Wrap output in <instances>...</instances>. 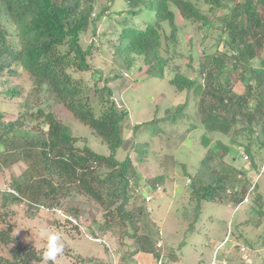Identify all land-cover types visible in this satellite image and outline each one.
<instances>
[{"label":"rangeland","instance_id":"obj_1","mask_svg":"<svg viewBox=\"0 0 264 264\" xmlns=\"http://www.w3.org/2000/svg\"><path fill=\"white\" fill-rule=\"evenodd\" d=\"M109 1L96 0V14L102 11L103 15L97 20L96 26L91 24L89 30L83 34V42L85 45L91 42L103 45L101 50L96 49L90 58L94 69L103 71V79L99 86H103L104 79L107 77L120 74L119 79L110 82L114 90L112 98L116 101L118 109L128 110L129 115L123 123L124 144L117 151L116 157L124 160L128 155L131 156L134 160L133 164L140 172L138 181L141 182H137L140 196L137 202L145 207L142 220L144 225L148 224L147 234L150 236V241L154 243L161 240L164 244V253L161 257L163 264H197L201 259H211L215 253L220 257L225 256L230 264H264V213L260 219L259 213L255 212V209L258 210L255 204L259 206L260 202H263L264 207V170L259 178L261 186L256 191L262 195L260 202L255 195L251 202L235 209L230 204L226 189L232 186L234 170L242 166L240 154L236 153L231 157L227 155L224 159L220 156L222 150L214 151L210 146L206 147L203 144L202 135L206 132L205 129L199 127L191 130L192 125L195 124L192 117L198 118V95L191 90L187 96L186 90L178 91L170 83L176 71L194 76L202 69V65H207L210 69L213 57L223 58L227 70L232 67L230 54L222 53L224 49L222 37L225 39L222 27L225 19L231 15L232 8L237 3L243 4L246 0H226L227 7L222 9H212L209 4L201 2L203 12L209 17L207 23L203 20L196 22L185 20L173 7L178 13L179 43L174 53L171 51L166 53L171 57V63L163 78L147 73L148 66L142 59L137 60L135 70H125L126 68L119 65L120 61L115 59L117 56L114 57V48L108 42V39L118 41V34L124 26L133 24L136 28H145L148 23H154L155 11L143 7L140 12L130 16L127 14L130 5L126 0H111V3ZM105 5L109 7L104 12ZM260 11L264 15V9L261 8ZM6 25L9 28L12 27L10 21H6ZM163 25L169 34V22L165 21ZM166 43L167 41L164 40L163 54ZM232 51L234 50L230 53L235 55L236 52ZM241 62L243 63L242 60ZM242 63L240 65L245 67L246 65ZM252 64L260 67V59L254 58ZM13 67L20 70L12 75L7 71L0 74L1 127L4 126L3 122L20 119L22 126L15 128L16 131L19 134L25 133L29 140H35L36 134L47 135L49 129H44V126L48 124L45 116L51 111L79 139L75 144L77 150H82L88 145L99 154L111 153L109 145L103 142L90 126L68 110L59 99H56L52 92L46 88L41 90L35 88L29 73L18 65H13L12 69ZM242 67H238L230 76L234 90L239 94L246 92V86L240 74L243 71ZM246 69L248 71V65ZM75 75L87 83V89H90L88 92L91 96V105L99 116L110 105L95 93L97 79L95 72L90 70L78 72ZM251 78L255 86L253 88L255 101L261 98L263 93L259 89L256 90V77ZM10 90L16 91L10 94ZM186 97L188 98L187 106L179 110L177 122L170 123L164 120L163 118L174 112L176 107L186 100ZM247 123L248 121L240 116L238 124L228 135L217 132L207 134L212 138V142L219 139L236 148L249 144L255 161L260 164L262 160L264 162V149L246 129ZM135 127H138L136 132H134ZM0 145L2 149L6 147L5 143ZM8 151L10 152L7 156L0 151V191H5L8 187L14 188L13 178L27 177V181L33 183L38 176L46 174L41 171L44 165L38 146L32 147L29 151L31 154H27L23 147L8 149ZM3 159L9 162L5 165L2 162ZM14 159L15 161H12ZM233 166H236L234 170ZM103 169L107 171V167ZM224 172L229 176V180L225 181L227 188H224L225 186L221 183L214 184L218 174ZM160 175L164 177L159 181L151 180ZM55 179V183L58 184V179ZM197 179L203 186L212 183L219 189L217 190L218 199L203 200L199 219L193 224L196 217L195 209L198 210V205L191 183ZM146 181L155 186L161 185L163 191H157L155 186V188H149L145 185ZM62 190L65 194L58 196L57 200L61 202L59 207L64 210L66 216L56 212L52 214V211L44 209L33 213L28 210L26 203L13 202L12 207L8 208L9 214L6 215L8 219L5 226L13 227L14 236H17L24 245H30L38 251H45L46 248V240L40 235L42 230L47 229L60 234L65 247L63 255L58 257L56 264H127L129 251L141 247L140 241L134 243L138 235L135 234L132 237L131 246L129 237H123L126 242L120 243L117 242L120 236L105 231H99L105 235L103 237L100 235L105 242L90 238L89 233L94 229V221L102 220V207L92 197L72 186L65 185ZM148 193L152 194L153 199L146 202L145 197ZM33 201L35 200L29 199L24 202ZM56 202L53 205H58ZM137 205L136 202H132L130 208H136ZM1 207L3 206L0 196V213ZM75 213L80 217L78 222L82 227L81 230L80 227L77 229L65 222L67 216ZM258 221L259 224H256L255 222ZM1 227L3 223L0 219ZM221 242L224 244L218 248ZM13 248L14 243L9 245L0 243V264H4V260L11 257Z\"/></svg>","mask_w":264,"mask_h":264},{"label":"trees","instance_id":"obj_2","mask_svg":"<svg viewBox=\"0 0 264 264\" xmlns=\"http://www.w3.org/2000/svg\"><path fill=\"white\" fill-rule=\"evenodd\" d=\"M126 1L130 5L127 10L128 15L136 14L145 7L155 11L156 19L154 23H148L145 28H136L133 24L124 26L118 34V41L108 39L114 48V57L117 56L115 59L120 61L119 65L128 71L135 70L137 60L142 59L148 66L146 72L159 78L165 76L171 63V57L166 53L169 51L174 53L179 43L180 27L175 8L185 20L194 22L203 20L207 23L209 17L203 12L201 2L209 4L212 9L227 7L226 0ZM109 2L111 3V0ZM108 7L109 5L104 6V12ZM261 8L264 9V0H246L243 4L237 3L232 8L231 15L225 19L222 27L225 36V39L222 37L224 46L222 53L230 54L232 58V67L229 70L226 69L223 58L213 57L210 69L207 65H202V69L194 76L176 71L170 79V83L176 90H186L187 96L193 90L198 95V118L192 117L195 124L192 125L191 130L199 127L205 129L202 142L206 147L210 146L214 151L222 150L220 156L224 159L227 155L231 157L238 154V148L249 154L250 161L242 162V166L237 170L236 166H233V170L235 169L231 186L233 191L229 197L235 209L242 203L245 191H249L253 185V196L256 195L260 202L262 195L256 192L261 186L257 179L258 164L254 160L249 144L236 148L219 139L213 143L207 133L217 132L228 135L238 124L240 116L248 121L246 129L250 132L253 126L264 131V15L260 11ZM94 15L97 17H93ZM102 15V11L96 14V0H0V74L5 71L11 75L15 74L20 69L17 67L12 69V66H20L30 74L35 88L39 90L46 88L52 92L56 99H59L80 121L90 126L111 150L109 155L99 154L88 145L82 150H77L75 144L79 139L51 111L45 116V120L47 119L50 125L47 135L36 134L35 140H29L25 133L19 134L16 131L15 128L22 126L20 119L3 122L4 126H0V144L5 143L6 147L2 149L0 145L1 153L7 156L10 152L8 149L23 147L27 154H31L29 151L32 147L38 146L44 165L41 171L46 172L34 179L33 183L28 182L27 177L13 178L14 188L18 194L8 190L0 191L3 206L0 213L3 223V227L0 228V243L4 245L14 243L12 255L4 260V264H45L44 250L38 251L30 245H24L17 236H14L13 227L5 226L8 219L6 215L9 214L8 208L12 207L13 202L26 203L28 210L33 213L43 210L40 205L47 202L49 205H45L51 208L60 206L61 202L57 199L58 196L65 194L62 193V187L65 185L89 195L102 207V220L94 221V229L89 233L93 237H100V235L103 237L105 235L99 231H105L120 236V240L117 239L120 243L126 242L123 237H129L130 245L133 242L132 237L137 234L138 237L134 243L140 241V246L153 245L147 234L148 224L144 225L142 220L145 207L137 202L140 196L139 183H137L141 182L138 181L140 172L133 164L134 160L131 156L128 155L124 160L116 157L117 151L124 144L123 123L129 115L128 110L118 109L116 101L112 98L114 90L110 82L119 79L120 74L107 77L104 79L103 86H99L103 79V71L94 69L90 58L94 51L98 48L101 50L103 45L94 42L85 45L83 42V34L89 30L91 24L96 26L97 20ZM6 21H10L11 28L7 27ZM165 21H168L170 25L169 34L163 25ZM164 40L167 43L163 54ZM231 50L236 52L235 55L230 53ZM254 58L260 59V67L252 64ZM241 63L248 65L249 73L246 66L242 67ZM238 67L243 68L240 74L246 86L244 94L234 90L233 80L230 79L231 74ZM90 70L95 72V78H97L95 93L110 105L99 116L91 105V96L88 92L90 89H87V83L75 75V73ZM251 77H256V90L259 89L263 93L262 97L255 101V89H253L255 86L252 84ZM14 91L16 90H10L9 93L14 94ZM187 103L186 97V100L179 104L174 112L163 119L176 123L179 119L177 117L179 110L185 108ZM137 128L135 127L134 132ZM211 143L213 144L210 145ZM261 143L264 144L263 141ZM2 162L6 165L9 161L6 162L3 159ZM105 167L107 171H104ZM28 177L31 176L28 175ZM163 177V175L155 176L151 180L159 181ZM213 177L215 178L216 175ZM55 178L58 179V184L55 183ZM215 179L214 184L225 185L229 176L224 172L218 174ZM191 184L198 205V210L195 209L196 217L193 222L195 224L199 219L203 200L218 199L219 188L212 183L203 186L198 179L193 180ZM239 184H241L239 190H236L235 186ZM145 185L149 188L157 186L148 181ZM27 198L35 201L24 202L29 200ZM41 201L44 203H40ZM55 202L58 205H53ZM132 202L138 204L136 208H130ZM255 207L258 208L255 212L259 213L261 219L264 213L263 202H260L259 206L255 204ZM51 213L55 214L54 211ZM73 215L77 221L80 220L76 213ZM65 222L77 229L81 227L79 222L73 224L69 219H65ZM255 223L259 224V221ZM140 248L129 251V254H134ZM161 255L162 253L155 251L157 261Z\"/></svg>","mask_w":264,"mask_h":264},{"label":"clouds","instance_id":"obj_3","mask_svg":"<svg viewBox=\"0 0 264 264\" xmlns=\"http://www.w3.org/2000/svg\"><path fill=\"white\" fill-rule=\"evenodd\" d=\"M251 134H252V136H253V138L254 139H256V140H258L260 143H261V141H263L264 142V131H262L261 129H259L257 126H253V129H252V132H251ZM261 145H262V147H263V149H264V144H262L261 143ZM238 151H239V153L238 154H240V157H241V159H242V162H244V163H247L248 161H250V157H249V154L245 151V150H243V149H239L238 148ZM248 155V158L247 159H245V157H244V155ZM255 160V159H254ZM258 164V168H259V173H258V176H257V179L259 180V178H260V176H261V173H262V171L264 170V162H263V160L260 162V164L259 163H257ZM239 188V187H238ZM9 192H11V193H14V194H18V192L15 190V188H12V187H8V189H7ZM12 190H14V191H12ZM156 190L157 191H159V192H162L163 191V189H162V186L161 185H157L156 186ZM237 190V189H236ZM239 190V189H238ZM232 188H230V189H228V193L230 194V193H232ZM253 194H254V192H253V190L252 191H245V194H244V198H243V201H242V203L237 207V208H239L241 205H243V204H246V203H248L251 199H252V197H253ZM148 196H151V199L150 200H148L147 199V197ZM246 196H248V198H249V200L246 202L245 201V197ZM153 199V196H152V194H150V193H148L147 195H146V197H145V201L146 202H149V201H151ZM231 202V201H230ZM231 205H232V203H231ZM40 207H41V209H44V210H46V211H54V212H56V213H58V214H60V215H64V216H66V214H61V213H59L56 209L57 208H61V207H59V206H57V207H54V208H51V207H48L47 205H44V204H42V205H40ZM236 208V209H237ZM70 216V217H69ZM69 216H67L65 219H69L73 224H77L78 223V221H77V218L74 216V215H69ZM82 229V227H80V230ZM40 235H41V238L42 239H45L46 240V248H45V251H44V253H43V261L45 262V264H56V261H57V259H58V257H60V256H62L63 255V253H64V247H65V245H64V241H63V238H62V236L60 235V234H58V233H55V232H51V231H49V230H47V229H45V230H42L41 231V233H40ZM90 238H92V239H95V240H97V241H99V242H105L104 241V239L103 238H101V237H95V238H93V236L90 234ZM161 242V245L159 246V243ZM106 243H108V242H106ZM107 245V244H106ZM219 245V244H218ZM157 246L158 247H163L164 246V244L162 243V241H159L158 243H157ZM133 255V254H132ZM129 256H131V255H129ZM128 256V257H129ZM161 257H162V255H161ZM220 257V256H219ZM220 258H226L225 256H223V257H220ZM201 260H204V259H201ZM208 260H211V259H208ZM200 261V260H199ZM198 261V262H199ZM229 261V260H228ZM161 262H163L162 261V259L160 258L158 261H157V263H160L161 264ZM197 262V263H198ZM42 264V263H41ZM229 264H230V262H229Z\"/></svg>","mask_w":264,"mask_h":264},{"label":"crops","instance_id":"obj_4","mask_svg":"<svg viewBox=\"0 0 264 264\" xmlns=\"http://www.w3.org/2000/svg\"><path fill=\"white\" fill-rule=\"evenodd\" d=\"M241 184H239V186H235V189H238V187H240ZM225 186L224 188H227V185H223ZM231 187H228L226 190V193H228V189H230ZM230 201L232 202V200L230 199ZM231 204V203H230ZM148 226V225H147ZM161 241L158 240L156 242L153 243V245H141V248L135 252L133 255L129 256L127 258V264H157V258L155 256V251H159L160 253H162L163 255V247H158L157 243Z\"/></svg>","mask_w":264,"mask_h":264},{"label":"built area","instance_id":"obj_5","mask_svg":"<svg viewBox=\"0 0 264 264\" xmlns=\"http://www.w3.org/2000/svg\"><path fill=\"white\" fill-rule=\"evenodd\" d=\"M245 159L248 158V155H244ZM254 189V185L250 187L249 191H252ZM14 191V190H12ZM148 200L151 199V196L147 197ZM249 200L248 196L245 197V201L247 202ZM59 213L65 214L64 210L62 208L56 209ZM224 242H221L217 247L219 248ZM161 245V242L159 243V246ZM197 264H229V261L227 258H220L217 253L214 254V256L211 258V260H200Z\"/></svg>","mask_w":264,"mask_h":264},{"label":"water","instance_id":"obj_6","mask_svg":"<svg viewBox=\"0 0 264 264\" xmlns=\"http://www.w3.org/2000/svg\"><path fill=\"white\" fill-rule=\"evenodd\" d=\"M50 128V125L49 124H46L45 126H44V129L45 130H48Z\"/></svg>","mask_w":264,"mask_h":264}]
</instances>
